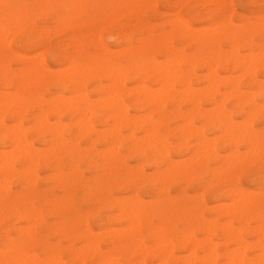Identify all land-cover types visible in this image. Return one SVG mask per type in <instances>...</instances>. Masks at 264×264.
<instances>
[{
    "label": "bare ground",
    "instance_id": "6f19581e",
    "mask_svg": "<svg viewBox=\"0 0 264 264\" xmlns=\"http://www.w3.org/2000/svg\"><path fill=\"white\" fill-rule=\"evenodd\" d=\"M195 1L203 9L202 15L208 17L206 26L201 28H192L183 21L178 12V2L174 1L170 5V0H164V6L176 11L171 19L160 24L152 20H163L167 14L158 10L154 0H106L92 4L88 0H0V264H122L109 250H102L103 247H110L117 253L130 251L128 255L132 258L139 256L138 260L134 258L130 264H153L154 261L158 264H218L220 259H223L225 264H264V194L257 197L252 194L253 191L250 193L239 186L237 175L239 159L235 156L239 155V150H236L237 153L233 152L235 154L231 153V156L227 155L229 153L225 154L226 156H219L220 153L218 155L209 149V152L205 151L208 157H212L214 163L226 166L225 172L229 174L228 181L223 187L216 185L214 195V199L221 193L235 199L233 205H229V208L223 209L222 212L216 209L218 215L227 219L224 224L218 222V218L209 219L203 214L202 210L205 208L201 207V199H198L196 205L201 207L200 213L197 216L195 214L186 216L183 212L184 205L175 209L171 201L167 205L153 201L134 204L135 200L132 202V199L133 204L126 206L132 195H129L128 199L120 198L106 191L104 201L116 210L113 218L124 221L129 228L136 227L132 228L133 231L127 227L130 232L124 237L126 242L120 244L116 233H104L100 230L95 232L87 227L89 216H92L98 228L103 226L101 222L107 220V216L99 217L94 210L80 215L72 202V192L80 180L78 162L85 160L87 153L92 152L95 157L103 155L104 166L108 169H118L120 158L117 147L120 128L118 125L124 124L131 129L136 127L140 129L136 123L139 122V116L136 117L138 121L130 118L127 112L129 107L142 105L148 110L152 107L153 109L149 110L152 115L158 113L161 116L166 111L168 101L172 106H178L176 97L184 102V99L192 100L202 94L209 95V100L214 102L219 88L226 86H230L236 96L243 95L247 90H242L238 79L243 73L248 76L250 84L259 86L260 89L263 87L264 83L257 71L264 68V47L259 53L256 52L258 56L256 53L240 55V49L250 54L255 47V41L247 36L246 28L238 27L240 24L237 26L232 23L234 25L232 26L229 19L227 23L216 20L218 11L225 8L224 1H215L213 8L208 9L205 6L209 0ZM36 3L41 4L37 10V14L40 13L42 16L41 21L55 22L60 31H65L64 35L57 36L54 44L48 39L45 27L36 25L32 19L34 13L31 7ZM105 6L110 9L104 13L102 9ZM56 8L61 10L60 14L55 12ZM44 10H48L49 14L43 13ZM226 10L232 12L231 8ZM103 13L108 16L109 25L112 28L117 27L110 36L122 46L119 51L113 52L114 50L111 51L101 43L99 30L90 34L91 49L82 44V30L92 29L95 22L104 16ZM118 19H122L127 31H118ZM261 20L257 29L264 32V16ZM53 30L55 32V29ZM132 32H136L137 35L134 36ZM174 39L192 46L193 52L187 54L184 49L177 50L176 46H173ZM222 43L229 47L228 51L223 50ZM36 49L46 53L53 65L49 66L41 54L29 57L22 53ZM114 58H117L118 63L113 62ZM122 62L125 66L121 65ZM56 65H61L62 68L55 69L53 66ZM197 65L207 71L201 76V80L206 82L202 93L200 90L202 87L194 88L192 84L197 75L195 71ZM218 69L222 72L241 70L242 73H238L235 78L238 80H235L233 77L236 75L220 76ZM134 82L137 83L135 87H127V83ZM88 86L92 87L90 93L87 91ZM95 92L99 94L98 101H92L90 98ZM248 94L253 96L249 90ZM226 96L224 98L222 96L220 102L222 100L225 103ZM248 96L246 95L247 99L242 100L241 104L250 101ZM198 101L197 98L195 105L193 104L194 109ZM216 106L208 110L215 111L218 109ZM217 107L221 110L224 105L222 108L221 104ZM124 110L125 113L121 115L120 112ZM219 110L213 113L217 114ZM253 110L256 111L255 108ZM184 113L187 114V111ZM215 114L212 116L215 117ZM218 114L222 115V110ZM147 116L149 115L147 114L145 118ZM223 117L227 118L223 115L221 120ZM253 118L255 119L256 115ZM51 119L54 122H51ZM64 119L76 120L77 125L64 124ZM107 119L113 124H109L110 126L104 130L96 128L95 123L99 121L106 126ZM150 119L152 124L157 120L153 121L151 116ZM150 119L144 120L143 123H149ZM224 120L219 121L224 131L235 133L234 126L239 127L232 123L238 122L242 124L240 131L248 132V126L243 125L244 122L241 123L246 120L247 124V118L241 122ZM139 123L143 124L142 120ZM251 123L247 125L250 127ZM152 124L149 123L148 127ZM188 125L190 124H187V127ZM157 126H160L159 123ZM251 129L248 133L240 134L239 140L246 139L248 143L245 145H253L255 149L252 146L251 150L256 151V148L262 147L263 141ZM149 130L147 134L153 133L149 134L153 138L148 139L151 141L149 153L157 159L167 153L162 159L167 171L159 176L164 182V191L168 192L169 175L174 167L168 151L166 153L163 151L166 140L164 137L160 141L157 139L154 141L158 133L152 127ZM134 136L132 137L135 138ZM83 137L88 138L86 148L81 146L80 139ZM128 137L130 136H127V139ZM218 137L221 136L218 134ZM137 138L133 139L135 146L138 145ZM35 139H38L37 144ZM206 139L207 137L204 139L205 144ZM230 139L232 140L229 138V141ZM96 140L109 144L112 148L108 153H105L107 148L104 153H97ZM211 141L209 143L215 144ZM205 144L202 145L204 150L207 147ZM260 149L263 147L257 149V152L263 151ZM200 151L196 153L200 155L203 152L202 156L205 155L204 151ZM257 152H252L255 157ZM141 155L143 156V151ZM248 155L245 156L248 158L250 157ZM246 157H242V161L246 160ZM239 158L241 161V156ZM87 166L89 169H95L99 165L94 161L87 162ZM214 171L211 169L209 174L212 175ZM40 172L43 174L41 178ZM123 172L129 182L143 181L146 177L143 171L135 174L136 172L127 166H124ZM39 179L45 181V184L38 186ZM98 179L97 177L89 179L94 184V192L101 189ZM49 184L58 187L61 193L55 195L48 189ZM107 185L118 186V177L111 178ZM262 189L264 191V186ZM122 190H127V186L123 185ZM86 192L88 195L92 194L89 187L86 188ZM172 214L185 223L192 220L202 223L205 236L200 240L192 232L186 234L174 232L168 221ZM154 218H158L162 225L153 226ZM252 220L259 225L250 229L249 223ZM234 224L238 226L234 227ZM143 225L148 228L147 241L140 233ZM78 228L84 231L81 233ZM49 231L54 235V243L45 238V233ZM248 236L258 237L256 247L260 253L256 257L253 255V258L249 254L251 246L247 241ZM214 237L222 239L223 244L234 245L235 249L228 250L224 247L218 251ZM175 248L186 251L187 255H176ZM199 251L203 252L201 256L198 255Z\"/></svg>",
    "mask_w": 264,
    "mask_h": 264
},
{
    "label": "rangeland",
    "instance_id": "374dc122",
    "mask_svg": "<svg viewBox=\"0 0 264 264\" xmlns=\"http://www.w3.org/2000/svg\"><path fill=\"white\" fill-rule=\"evenodd\" d=\"M88 1L92 4V2H99V1L105 2L106 0H88ZM118 1H120V0H118ZM154 1L156 3L158 10L160 12L167 14V17L164 18L163 20H157V19L152 20L154 23L157 22L156 24H160V23H162L166 20H169L173 17V14L176 11L175 9H173L169 6H164V4H163L164 0H154ZM174 1H177L179 4L178 12H179L181 19L183 21L187 22L189 26H191L192 28H201V27L206 26L207 21H208V17L202 15L203 9L199 6V3H197L195 0H170L169 4L171 5ZM209 1L210 2L208 4H206V6H205L206 9L213 8L214 3L222 1V0H209ZM223 1L225 3V8H221L218 11L217 16H216V20L218 22L227 23L228 22L227 20L229 19V21H231L232 26H234L233 24H235L237 26L240 24V26H238V27H240V29H241V27L246 28L247 29V36L250 39H252L253 42L255 41V47L251 51L250 54L248 51L240 49V55L242 54L244 56L247 53H248L247 55H251L253 53L255 54L256 52L259 53L261 51L262 47H264V40H262L264 32L262 30H258L257 27L259 26V24L262 21L261 17L264 16V0H223ZM40 7H41V4H39V3L33 4V6L31 8H32V11L34 13L32 15V16H34V18L32 17V19L36 25L45 27V30L47 31L48 39L50 40V42L52 44H54V41L58 37H60V35L61 36L64 35L65 31H63V30L60 31L57 28V24L55 22L41 21V17H42L41 14L40 13L37 14V10ZM230 8L232 10L231 13L228 12L229 10H226V9H230ZM108 9H110V8L105 6V7H103L102 12L105 13L106 10H108ZM54 10L56 13H59V14L61 13L60 12L61 10L58 8H56ZM43 13L49 14V11L44 10ZM104 13H103V15H104ZM107 17H108L107 15L100 17V19H98V21L95 22L92 29H89V30L83 29L82 30L81 35H82V44L83 45H85L91 49L92 45H90V42H89V40L91 38L90 34H91V32H95V30H99V38H100L101 43L104 46H106L111 51L114 50L113 52H116V50L119 51V49L122 48V46L119 45V42L114 41V39L110 36V33L115 32L114 30H116L117 27L112 28L108 23ZM53 25H54V27H53ZM248 28L250 30H248ZM53 29H55V32ZM166 29L168 30L169 28H166ZM118 31H122V32L127 31L126 25L124 24L122 19H118ZM54 33H55V35H53ZM132 34H134V36L137 35L136 32H132ZM222 44H223V50L228 51L229 47L225 46L224 43H222ZM173 46H176L175 48L177 50L184 49L187 54H190V52L191 53L193 52L192 46H189V45H186L185 43L179 42L177 39H174ZM22 53L28 55L29 57H33L35 54H36V56L41 54V55H43V59L45 60V62L49 66L53 65L51 58L46 53H44L38 49L30 50V51H24V52L22 51ZM256 55H257V53H256ZM113 62L118 63L117 58H114ZM121 65L125 66V63L122 62ZM53 67L55 69H61L62 68L61 65H56ZM218 70H219L220 76H222V75L227 76L228 75V77H229V75H231L230 77H232V75L233 76L236 75L235 77H233L234 79L237 77V74L238 73L240 74V72H241V70H232L230 72H222V71H220V69H218ZM195 71H196L197 75L192 80V84H193L194 88L202 87L201 89L199 88L200 90H202L201 91V93H202L204 90V85H206V82L201 80V76H203V73L205 75L207 71L201 69L199 65H197L195 67ZM257 72L260 75L259 78L264 83V80H262V79H264V68L259 69ZM238 79H240L239 85L242 87V90L243 91L247 90V93L245 92V94L247 96L250 94V93L248 94V90L252 92L251 95H253V96H248V99L250 97V99H249L250 101L248 103H246V101H245L244 104H241L242 100L244 101L245 98L247 99L245 94L236 96L233 93V91H231L232 88L230 86H226L225 88L224 87L219 88V93L216 96L214 102H211L209 100V98H210L209 95H203L202 96V94L198 95L197 97L193 98L192 100L188 99L189 101L187 99L186 100L184 99V102H183V100H179V98L176 97L175 101H177L176 105H178V106H172V103L168 101L166 111H164L163 115H161V116L158 113H153V115H152V113L150 112L153 109L152 107H150V109H149L150 111L148 110V108L146 106H142V105H136V106L129 107L127 110L128 115L130 118H132L134 120H137L136 117H138V116H139L138 117L139 122H140V120H142V123L144 120H147L148 118L150 119V116L152 119H154L153 121H155L157 119L156 120L157 123L156 122H155L156 124L153 123L155 125L152 124L151 119H150V122L148 121L150 124H152L151 127L153 128V130H156V132L158 133L157 135H159V137H160L159 138L156 135L154 138V141H156V139H157V141H160V139H163L165 137L166 147H164L165 150L163 149V151H165V153H166V151H168V154L172 160V166L174 167L173 171L170 172V175H169L168 192L164 191L165 185H164V182H163L161 176H159V175L165 174L167 171L166 165L164 164V162H162V159L164 158V156L167 153L162 154V156L158 157V159L156 157H153V155L151 153H149L150 151L148 148L150 146L149 144L151 143V141L148 139H151L152 137H150V135L153 134V133L150 134V132H149L150 135L147 134L148 133L147 131L149 129H151L150 126H149L150 128L148 127L149 123L144 122L143 124H141L139 122H136L137 126L140 129H136L137 127L135 129L134 128L131 129L129 126H126L124 124H119L118 125V127H120V128H118V140H119V142L117 144V147H118V155L120 158H119V162H118V169L117 168L108 169L106 166L103 165V157H102L103 155L95 157V155L92 152L87 153L85 160H80L78 162V170H79L80 180L72 192V200H73L72 202H73L74 207L77 209V211L80 215H84L89 210H94V212H97L99 217L107 216V220H103L101 222V224H103V226H100V228H98V226L94 222L92 216H89L87 218V227L92 229L95 232L100 230L104 233H107V232L116 233L118 235V243H120V244H124L126 242V239L124 238L125 235H128V233L130 232V230L132 228H136L134 226L129 228L128 224H126L124 221H122L120 219H114L113 218V216L116 214V210H115V208L109 207L107 205V202L104 201L106 191H108V194H111L112 196H116V197H120V198L126 197L128 199V197H130L132 195L129 198L130 201L126 200L127 201L126 206L132 205L133 203L135 204L137 202H150V201L156 202L158 204H165V205H167L171 201L174 204L175 209L179 206L184 205L185 208L183 209V212L185 213L186 216H188L190 214H195V216H197L198 213H200V208L204 207L205 209H204V211L202 210V212L206 217H208L209 219L218 218V222H220L221 224L223 222V224H224V222H227V219L222 218L220 215H218L216 209H218L219 212H222L223 209L229 208V205H233V203L235 202V199L234 198H232V199L228 198V197L224 196L222 193L218 195L217 199H214L216 185H221V187H223L225 185V183L228 181V175L229 174H227V172H225L226 166L222 165V163H220V165L218 163H214L212 161V157H208V153H206V152L207 151L209 152V150H214L215 153L218 155L220 153L219 156H226L225 154H227V153H229L227 155L231 156V153H233V152L237 153L236 150H239L238 153L241 156V161L239 158L240 156L235 155L239 159V162H238L239 165L237 168L239 186L241 188H243L244 190L249 191L250 193H252V191H253L252 194L254 196H257V197L264 194L263 193L264 191L262 189V187L264 186V185H262V184H264V146H263L264 145V88H263L264 84H263V87H261V89L259 86L255 87L254 85L250 84L248 76L244 75V73ZM238 79H235V80H238ZM136 85H137V83H135V82L134 83H127L128 88L135 87ZM253 90H254V92H253ZM87 91L90 93V91H92V87L88 86ZM229 92L230 93L232 92V93L230 94ZM227 93H229V94H227ZM98 96H99V94L95 92L90 96V98L92 101H98L99 100ZM199 96H200V98H199ZM222 96H223V98H224V96L227 97L226 99H224L225 103L222 100L220 102V99H222ZM197 98L199 99V101L197 103L198 105H196L195 106L196 109H194L193 104L195 105V100ZM230 98L232 100H228ZM251 100H253V102H251ZM219 102L221 104V108L223 105H224L223 109L226 108V109H224V111H226V112H224L223 109L220 108L223 112L222 115L218 114L219 111H221V110H219V107H217L220 105ZM239 103L241 104V106H239L240 105ZM216 104H218V105L216 106ZM212 106H214V107H212ZM215 106H216V108H218L215 111L217 112V110H219L218 113L217 114L213 113V112H215L214 109H212V110L209 109V110H211L209 112L208 108H210V107L215 108ZM257 106H258V109H257ZM230 107H232V108H230ZM204 108H206V109H204ZM254 108L256 109L257 112L253 110ZM203 109H204V111H203ZM251 110H253V111H251ZM125 111L126 110L120 112V114L123 115L122 113H125ZM186 111H187V114L184 113ZM191 112H192V114H191ZM200 112H202V113H200ZM203 112H204V114H203ZM250 112H254V114H250ZM193 113H194V115H193ZM147 114L149 116H147V118H145ZM214 114L216 115L215 117L212 116ZM228 114H230V115L228 116ZM143 115H144V118L142 117ZM223 115L224 116L226 115L227 118H225V117H223V118L225 120H228L227 122H229L230 120L231 121H237L238 120L241 122V120H244V118L248 119L247 124H250L252 122L250 127H249V125L246 124V120L242 121L241 123L244 122L245 124L243 123V125H246L249 127V128L247 127L248 132H250V129L252 128L254 130V132H256V134H258V137L263 141V142L261 141L263 149H260L261 151L262 150L263 151L261 153H260V151L257 152V149L262 148V147L256 148V151L251 150L253 145H248V146L245 145L248 142L244 138H243V140L240 139L241 140V142H240V140H239L240 134L245 132V131H242V132L240 131L242 129V127H241V129H239L242 124H240L238 122H237L238 124L236 122L232 123L234 125H238V127H239V128H237V126H234V127H236V129L234 130L235 133H233V134L230 132L224 131L223 127H221L220 126L221 124L219 123V121L224 120V119L221 120ZM253 115L254 116L256 115L255 119L253 118L254 117ZM189 116L191 119L189 118ZM208 117H210V118H208ZM211 117H213V118L211 119ZM119 118H120V116L118 113V119ZM217 118H219L220 120L219 119L217 120ZM208 119H210V120H208ZM253 119L255 121H253ZM212 120H213V123H212ZM185 121H187V123H185ZM51 122H54V120L51 119ZM75 122H76V120H74V121H68L67 119L63 120L64 124L69 123L70 126H76L77 124ZM105 122H106V126L105 125L103 126L102 122H100V121L96 122L95 123L96 128H98L99 130H102V128H103V130H104L106 127L113 124V122L110 119H107V121H105ZM182 122H184V123L182 124ZM204 122H205V124H204ZM216 122H218V123L216 124ZM145 123H146V125H145ZM158 123L160 126H157ZM179 124H180V126H179ZM181 124L183 125V127L181 126ZM187 124H190V125H188V127H187ZM197 124H198V126H196ZM122 125L124 128L122 127ZM155 126L158 129L155 128ZM176 127L178 128V130ZM252 129H251V131H253ZM257 129H259V130H257ZM142 130H145V131H142ZM186 130L187 131L189 130L191 133L188 131L189 132V135H188ZM185 131H186L188 136L186 135ZM129 132L130 133L132 132V134H130ZM248 132H245V133H248ZM119 133H120V135L122 134V136H120ZM123 134H124V136H123ZM218 134L221 136L220 138L218 137ZM125 135L130 136V137L135 135L134 136L135 138L138 137L137 138V140H138L137 144L138 145H136V146L133 145V139H135V138L132 137V139H131L130 137H128V139H127V136H125ZM146 135H149V136H146ZM236 135H237V137H236ZM243 135H245V134H243ZM243 135H242V137H243ZM139 136H143V138L142 137L139 138ZM161 136H163V137H161ZM233 136H235V137H233ZM66 137L68 138L67 135H66ZM121 137H123V138H121ZM184 137H185V141H184ZM206 137H207V139H206L207 144L204 143V141H205L204 139ZM216 138H218V139L216 140ZM229 138H232V140L230 139L231 141H229ZM233 138H237L238 141H237V139H233ZM129 139H130V141H129ZM140 139L142 141H144L146 139L147 141L145 140L144 142H142ZM181 140H182V142H181ZM208 140L209 141L212 140L211 142H214L215 144L209 143ZM80 141H81L82 147H85V148L88 147V143H87L88 138L83 137L80 139ZM99 141L100 140H96V142H95L96 152L97 153H104L105 148H107L108 150H105V153H108V151H110L112 146L109 144L103 143L101 141L99 142ZM234 141H237V143H235ZM166 142H169V143L167 144ZM199 142L200 143L202 142V143L200 144ZM35 143L36 144L38 143V139H35ZM233 143H235V144H233ZM204 144L207 146V147L205 146L206 148L204 147L205 150L202 148L203 147L202 145H204ZM208 145L210 146V148L208 147ZM38 147H42V146H38ZM211 147L212 148L214 147V148L212 149ZM200 148H202L201 150L204 152L207 150L205 152V155L207 156L208 159L206 158L205 155H203L204 158H202L203 152L200 151ZM254 149H255V147H254ZM141 151H143V156L141 155ZM199 151L202 152L200 155H199V153H196ZM248 152H250L252 155ZM252 152H257L256 154L254 153L256 155V157L253 155ZM233 154H235V153H233ZM245 155L250 156V157H248L250 159H248ZM251 156H253V158ZM194 157H196V158H194ZM242 157H246L245 158L246 160L242 161ZM183 158L185 160H183ZM199 158H201V159H199ZM201 160H203V161H201ZM94 161L99 166L95 169H89L87 166V162L93 163ZM174 161H176V162H174ZM101 162H102V164H101ZM139 163H140V165H139ZM124 166H127L132 171L136 172L135 174H139L140 171H143L146 174L145 179L143 181L131 180V182H129L128 177L125 176V174L123 172ZM211 169L215 170L212 175L209 174ZM241 172H243V173H241ZM204 175H205V177H204ZM39 177L40 178L43 177V174L41 172L39 173ZM92 177L99 178L98 181L101 183V189L99 190V192H94V184H93V182H91L89 180ZM114 177H118V186L117 185L116 186L115 185L108 186L107 183L110 181L111 178H114ZM159 177H160V179H159ZM44 184H45V181H43L41 179L37 180L38 186H41ZM123 185L127 186V190H122ZM88 187L92 190L91 195H88L86 192V188H88ZM48 189L51 192H53L55 195H59L61 193L60 189L58 187H54L51 184L48 185ZM129 189H131L130 192L128 191ZM135 195L138 197H136ZM135 198H137V199H135ZM198 199L202 200L201 207L196 206L198 204ZM131 200H132V202L134 200L135 201L132 203ZM128 202L129 203L131 202V203L128 204ZM230 202H232V203H230ZM225 204H227V205H225ZM218 205H220V206H218ZM226 206H228V207H226ZM96 208H98V209H96ZM263 210H264V208H263ZM168 221H169L170 226H172V229L174 230V232H177L180 234L181 233L186 234V233L192 232L196 236V238L200 239V240L205 236L202 223H197L195 220L194 221L192 220L189 223H185L182 219H177L175 214H172L169 217ZM257 223L258 222H256L255 220L250 221L249 228L251 229V228L257 227L259 225ZM152 224L155 227L162 225L161 221L158 218H154L152 220ZM237 226H238L237 224H234V227H237ZM127 227L130 230L127 229ZM198 228H199V230H197ZM105 229H106V231H105ZM114 229H115V231H114ZM147 229L148 228L145 225L141 226V228H140L141 236L144 237L146 241H147ZM78 230L81 233L84 231V229H82V228H78ZM131 231H133V229ZM120 235H122L121 238H120ZM45 238L48 239V241L50 243L55 242L54 235L52 234L51 231L45 233ZM214 241L217 243L216 248L218 251H220L224 247H226L228 250H233L232 248L235 249V246L232 244H229V243L223 244L224 241L222 239H215V237H214ZM247 241L250 243V246H251V248L249 250L250 257L253 258V255H255L254 257H256V255L260 253V251L256 247L258 237L248 236ZM64 243L65 242H63V244ZM38 250H39V248H38ZM102 250H104V251L109 250L110 254L113 256H117L118 261L122 264H130L132 261H134V258L137 260L139 259V256H134V258H132L130 255H128L130 251H125L123 253L118 251V253H117V251L111 249L110 247H103ZM124 253H126V254H124ZM175 254L176 255H184V254L187 255V252L181 251L178 248H175ZM202 254H203L202 251L198 252L199 256H201ZM153 264H158V263L156 261H154ZM174 264H176V263H174ZM218 264H225V261L223 259H220L218 261Z\"/></svg>",
    "mask_w": 264,
    "mask_h": 264
}]
</instances>
